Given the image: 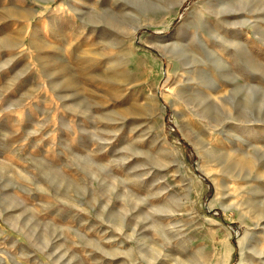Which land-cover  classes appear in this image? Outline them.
<instances>
[{"label": "rangeland", "instance_id": "374dc122", "mask_svg": "<svg viewBox=\"0 0 264 264\" xmlns=\"http://www.w3.org/2000/svg\"><path fill=\"white\" fill-rule=\"evenodd\" d=\"M0 264H264V0H0Z\"/></svg>", "mask_w": 264, "mask_h": 264}, {"label": "bare ground", "instance_id": "6f19581e", "mask_svg": "<svg viewBox=\"0 0 264 264\" xmlns=\"http://www.w3.org/2000/svg\"><path fill=\"white\" fill-rule=\"evenodd\" d=\"M163 49V48H162ZM178 50H180L181 52H185L184 51V48H181V49H178ZM163 51V50H162ZM215 100H218V99H215ZM207 109V108H206ZM206 109H204V110H206ZM210 112V111H209ZM203 113V112H202ZM225 169L227 170V169H234V168H232L230 165H226L225 166ZM225 169H223V171L225 172ZM228 174V173H227ZM240 174H241V170L240 171H237L236 173H235V175H237V176H240ZM245 176V178L247 177V176H249V174H247V173H245L244 174ZM247 175V176H246ZM241 176H243V175H241Z\"/></svg>", "mask_w": 264, "mask_h": 264}]
</instances>
